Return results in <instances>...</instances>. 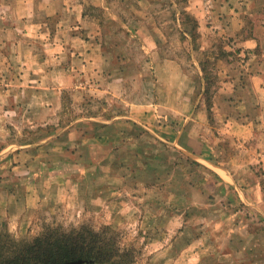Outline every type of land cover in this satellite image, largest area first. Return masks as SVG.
<instances>
[{"label":"crops","instance_id":"crops-1","mask_svg":"<svg viewBox=\"0 0 264 264\" xmlns=\"http://www.w3.org/2000/svg\"><path fill=\"white\" fill-rule=\"evenodd\" d=\"M216 1L210 26L201 4L192 9L195 33L203 37L196 43L181 23L185 8L174 10V27L158 19L172 14L168 9L146 12L140 26L112 16L117 28L105 33L84 0H0V234L7 225L24 230L27 213L50 208L44 206L49 200L71 199L70 181L78 195L81 180L103 176L100 196H106L104 167L116 162L122 171L115 174L117 186L136 173L138 186L149 180L172 195L170 207L186 208L191 200L203 210L205 194L216 201L224 199L217 193L227 194L228 205L219 211L233 210L226 216L233 228L217 239L229 243L209 248L197 236L194 255H215L221 259L215 264H235V258L264 264V2L252 10L230 6L234 0ZM223 37L234 41L222 44ZM236 50L244 57L222 56ZM141 82L150 86L143 100ZM72 98L105 105L63 126L57 120L59 129L35 143L6 140L10 125H54ZM84 159L90 160L84 174L62 171L84 166ZM195 192L194 199L189 194ZM213 215L218 227L229 221ZM239 232L242 245L236 247Z\"/></svg>","mask_w":264,"mask_h":264},{"label":"rangeland","instance_id":"rangeland-1","mask_svg":"<svg viewBox=\"0 0 264 264\" xmlns=\"http://www.w3.org/2000/svg\"><path fill=\"white\" fill-rule=\"evenodd\" d=\"M147 1L148 0H84L86 12L91 19L97 21L102 26L105 33L106 31L109 33L115 32L117 21H115L113 17L116 18V20L120 19L121 21L124 20L126 23L128 22L130 27L132 25L140 26L147 23L146 18H144L146 12L154 13L163 12L165 10L168 12L172 10V14L169 13L168 16H159L158 19L162 23L169 21L168 24L174 27V10L185 8L187 9V16L181 17V23L185 26L192 40L196 43H199L198 41H203V37L195 33L196 16L193 14L194 12L192 10L195 4H201L202 11L205 14V22L209 26L213 23V14L217 9L216 0H199V3H196V0H173V9L169 8L171 1L168 0H159V2L155 0ZM100 2L101 6H99ZM233 2L234 3L230 4V6L235 4V6L232 7H236L237 3L238 9L251 8L252 10H258V8L263 5L262 2H264V0H239L238 2L234 0ZM254 16H258V11L255 12ZM175 20L177 21L178 18L176 17ZM172 38L173 43L178 45L180 39L179 33L174 32ZM207 39H209V37H207ZM212 39L214 43L217 42L216 38H210L209 40L212 41ZM231 41H234V37L220 38L222 44H229ZM137 53V56H139L140 61L143 63L145 60L142 56L141 49H138ZM241 53V50H236L235 53L234 51L232 54L223 53L222 56L244 57ZM180 55L185 59L190 57V54L186 52H181ZM1 72H3L2 66H0V73ZM83 84L85 85L84 88L87 90V83L83 82ZM141 84L143 85V87L141 86L143 91L142 89L139 90V94H141L139 99L143 100L146 98L145 93L150 86L147 83L144 84V82H141ZM0 85H3V82H1ZM86 103H88L87 106L84 101L79 99H69L59 119H55L56 123H54V125L51 122L44 126L38 125L31 128L21 127L20 129L19 126L14 127V125H10V138L6 140H15L18 143H23L27 140V142L35 143L39 141V139L45 138L48 134L52 133L54 129H56V131L59 129L56 126L58 124L57 120H60V125L63 126L80 114H84V112L88 115L99 113L105 105L101 100L95 98ZM119 105L122 108L125 107V104L122 102L119 103ZM225 146H227V148H232V146L228 144H225ZM73 158L77 159V156H73ZM78 160L82 162L81 160L83 159L78 158ZM99 161L98 158L94 160V165L99 163ZM88 163H90V160H87L84 166L81 164H77L75 167L72 165L68 167L62 166V171L68 176L84 174V167L89 165ZM115 164L116 162H109V166L104 167L109 177L108 194L106 196H100V186L103 187V176L94 179L90 175L88 180L87 178L81 180L82 184L79 186L80 195L79 193L76 195L77 193L75 190H77V188L73 187V181H70V185L68 186L70 188L69 192L74 191V195L71 199H63V201L59 200L57 202L53 201L54 203L49 200L47 203L45 202L44 206L49 205L51 206L50 208L33 209L27 213L28 217L25 219L27 227H25L24 230H20V228L11 229V227L7 225L4 231L9 232L18 239L26 240L54 229L64 233L91 230L93 233L89 235V238L92 240L95 239V235L93 236V234L102 233L107 245H109L106 246L107 248L113 246L115 249L119 248L121 250L124 256L122 264H215L221 260L215 255H209L200 260V258L194 255L193 249L197 244L196 242L199 241V238H196L197 236H200V238L203 237V242L201 241V243L209 248H214L215 245H226L229 243L228 240L222 239V241H218L217 239V237L220 236L227 237V228H233L229 226L231 225L229 223L231 220L230 216L226 218L229 213H233V210L226 208L225 212L228 213H226V215H222V212L220 214L219 211L228 205V203H226L227 199H225V195L227 194L217 193V197H224L223 200L219 201H216L215 197L209 198L208 195L205 194L203 210L192 207L191 205H194L195 202L191 200L187 203L186 208L184 206L181 208L170 207L171 202L172 204L176 203L174 197L164 193V188H160L156 183H151L146 179H144L146 180L145 183L140 181L138 186L139 177L136 173L133 178H128L125 184L117 186L115 183L118 178L115 174H117L118 171L119 173L122 171L117 170L116 167L113 166ZM146 173L147 171L145 170V174ZM189 195H194L193 198L195 199V197L199 196V193L195 192ZM208 198L209 201L207 202ZM210 201L216 206L215 211L210 209ZM220 203L222 205H220ZM223 205L225 206L223 207ZM213 213L216 214L217 219L223 218V220H230L225 222L223 227H218V221H212V219H214L213 217H215ZM241 216H244V214H241ZM230 233H232V231H230ZM181 235L186 237H180ZM241 236L242 234L240 236L238 235L240 242H235L236 247L242 245ZM212 252L208 251L209 254H213ZM238 259L240 258H235L233 262L235 264H240L238 263ZM250 264L255 263L253 261Z\"/></svg>","mask_w":264,"mask_h":264},{"label":"trees","instance_id":"trees-1","mask_svg":"<svg viewBox=\"0 0 264 264\" xmlns=\"http://www.w3.org/2000/svg\"><path fill=\"white\" fill-rule=\"evenodd\" d=\"M76 233L54 229L26 240L3 231L0 264H122L121 250L107 248L102 233L93 234L94 240L89 238L91 230Z\"/></svg>","mask_w":264,"mask_h":264}]
</instances>
